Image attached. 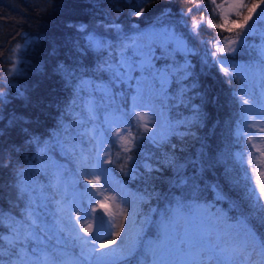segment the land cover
<instances>
[{
	"label": "trees",
	"instance_id": "1",
	"mask_svg": "<svg viewBox=\"0 0 264 264\" xmlns=\"http://www.w3.org/2000/svg\"><path fill=\"white\" fill-rule=\"evenodd\" d=\"M196 4L201 5L199 10H195ZM217 5L218 0L215 4L212 0H0V213L9 207L11 197H18L16 186L21 178L29 176L31 186L36 188L27 191L34 192L29 194L34 201L41 200V177L46 178L44 174L50 171L42 168L40 158L67 146L63 134L68 125L63 128L62 123H71L70 119L80 112L71 104L74 84L80 80L110 84L107 67L115 62L116 51L127 49L122 45H129L132 39L142 38L155 60H163L159 64L176 65L179 72L177 87H153L158 104L174 119L184 116L185 126L195 130L170 156L168 144L145 141L131 147L133 157L157 167L150 169L156 171L151 178H160L164 184L174 178L165 184L168 189L163 205H159L160 213L168 221L173 216L171 209H179L180 217L184 210H190V217L204 214L220 220L222 225H232L233 234L241 237L247 231L253 233L248 228L251 219L233 208L228 198L248 209L256 198L252 186L259 190L256 180L247 179L248 173L237 165L234 150L243 135V117L258 112H244L248 106L242 104L243 95L254 107L259 102L255 87L246 84V72L241 70L264 66V58L256 50V44L264 40V27L257 25L246 36L245 30L233 34ZM141 7L144 13L135 16ZM189 8L194 10L186 14ZM201 19L203 23L194 32L193 21ZM95 21L119 23L122 30H96L93 33L98 34L102 46H90L86 34ZM82 24L86 28L76 27ZM168 24L178 31L184 47L174 46L161 30L155 32ZM225 24L226 27H216ZM238 36L242 41L228 45L235 51H217ZM218 61L230 70L234 68L236 75L225 74ZM131 90L110 86L106 93L96 91L95 113L104 121L108 110L131 119ZM162 96L169 101L160 99ZM73 132L74 128L68 138H74ZM143 164L139 165L141 170L145 169ZM260 176L264 180V170ZM13 181L15 187L8 188ZM23 198L28 200V196ZM261 200L264 202V198ZM0 231H4L2 226ZM149 232L154 238L161 235L154 226L149 227ZM48 248L55 249L63 261L77 255L72 246L54 245V240ZM136 261L145 264V254L137 253Z\"/></svg>",
	"mask_w": 264,
	"mask_h": 264
},
{
	"label": "rangeland",
	"instance_id": "2",
	"mask_svg": "<svg viewBox=\"0 0 264 264\" xmlns=\"http://www.w3.org/2000/svg\"><path fill=\"white\" fill-rule=\"evenodd\" d=\"M218 1L219 5H222L220 6V11L223 12V20L224 22H229L230 27L233 28V34L242 32L250 24H253L251 20L247 25L244 24V18L249 15V8L253 5L257 6L252 13V16L256 18L260 14V9L264 7V0H261V2H259L260 0H243L246 7L239 9L240 15H237V9L229 7L236 0ZM90 24L93 29L90 30L89 34H86L89 44L90 41L99 42L98 34H94V31H117L121 27V24L111 22L95 21ZM76 27L84 29L86 25L82 24ZM160 30L164 38L171 39L174 46L184 47L185 42L172 25H165V27L157 29L155 32H160ZM133 41H135V46L116 51L115 62L110 65L112 69L119 70L121 73L120 77H115L113 71L107 67L111 87L132 89L128 94V99H131L130 105L133 108L131 116L133 117L129 119L119 113L108 110L105 113V121L95 113L96 118L94 121H89L85 117L82 123H77V116H74L70 119L71 123L67 124L68 121L62 123L63 128L68 125L64 129L63 134L65 137L64 143L66 142L67 146L46 157L42 155L39 161V163L44 165L42 168H48L50 174L48 173L49 177L48 174H44L47 176L46 178L41 177L42 198L41 200L34 201L33 209L41 227H44L48 235L53 237L51 241H45L48 247L53 245L54 240V245L63 244L72 246L74 251H76L77 255L74 256L73 260L65 261V264H91V260L84 259V256L81 255L82 252L84 255H88L92 247L99 248L101 243H107L111 239H115L119 243L121 237H123L127 241L128 237L125 236L124 232H121V237L109 235L106 239L97 240L94 245L89 244L85 248L82 242L75 238V234L71 232V228L74 226L79 231L80 236H93L95 235L97 226V221L93 217L97 215H102L104 220L110 224L124 225L125 230L129 234L134 235L137 230L143 228L141 235L145 249L149 246L150 242L158 243L157 238H154L149 232V227L154 226L157 233L160 232L161 234L162 223H169L171 225L169 231L173 238L177 236V233L183 238L185 231H187L191 237V242L196 244L200 243L201 237L204 238V243H207L209 234L211 235L212 242L215 243L217 235L223 236L226 232H234L232 225L228 227L224 224V226L220 220H215L210 216L203 214L199 218L190 217V210H184V215L180 217L177 215L179 209H169L173 213V216L169 217L168 221L160 213L161 209L159 205H163V199L168 189L165 184L171 183L174 181V178L171 177L165 184L160 178H151L153 175H156V171L150 169H157V167L154 164L148 163L144 165L143 158L133 157V154L130 152L132 150L131 147L135 144L139 146L141 142L145 141L161 145L168 144V152L167 150L166 152L170 156L174 153L173 149L180 148L195 134V130L185 126L187 120L184 116L174 119L161 104H158L157 100L159 97L156 96L153 89V87H177L176 81L179 75L177 66L159 64L163 60L156 61L152 54H150V65H146L144 63L146 59L144 53L148 51L150 46L142 38L132 39L129 45H132ZM256 50L264 58V40L256 44ZM121 61L126 62L123 67L120 66ZM261 66L250 71L241 70L242 72H246L243 77L246 84L255 87L256 90L254 91H256L258 96L257 102L264 101V66ZM243 94L247 95V92ZM243 96L245 99H248L245 95ZM134 97L137 98L135 103ZM160 99L169 101L164 96ZM144 104H148L150 107H144ZM135 112H146L148 114L150 119L145 122L148 123L150 132H146L143 127L138 126V124L144 122L137 121ZM125 121L127 123H124ZM94 126L97 132L103 131L104 148L100 152V159L104 160L103 167L108 170L107 182H105L104 175L99 171L96 172L95 176H99V180L95 182V185L89 183V180L95 179L93 175H82V173H89L91 171L90 168L83 166L84 161L82 157L95 156V141L91 139L88 131ZM72 128H74V132L72 133L73 139L68 138ZM118 129L119 135H123L130 141L129 143H125L124 140L119 138V135H117ZM125 129H131L132 136L138 139L132 141ZM107 131L110 132L111 137L108 136ZM240 131L243 132V135L239 137L238 144L234 150L235 161L237 165L242 167L243 172H247L248 176L251 177L250 181L256 180V183L259 181V184L257 183L259 187L260 184H264V180L260 176L264 170V116L259 111L244 116L240 125ZM249 137L252 139L249 140ZM97 139H100V137L97 136ZM139 139L142 141H139ZM171 139L175 141L170 143ZM84 145L87 146L83 147ZM125 148H128L129 151H124ZM118 155L121 158H118ZM128 157H131V159ZM249 159L252 160L251 164L248 163ZM109 160L112 163H109ZM90 163H94V159L90 160ZM140 164H143L145 169L141 170L139 168ZM117 174L120 176H117ZM171 175H173L172 172ZM47 178L49 179L46 180ZM13 184L14 181L7 184L9 185L8 188L15 187ZM16 187H24L27 190L30 188L35 190L36 188L31 186L29 176L25 177V179L21 178ZM89 192L93 194L91 201L88 198ZM28 193L34 194V192ZM121 193L125 197L124 200L121 199ZM112 197H115V199H112ZM221 197L225 198V195ZM17 198L11 197L9 207L3 213L4 217H6L4 224H10L12 221L19 222L23 219V214L29 201L27 198H23V200ZM57 201L63 203L65 208L63 213L58 212ZM228 201L245 218L251 219L248 220L251 224L248 228L254 233L255 237L257 235L258 239H264V212L262 213V209L259 207V204H264L263 200L260 199L258 202L255 198L248 209L245 206L239 207L237 204L232 203L233 200L231 198H228ZM73 204L76 207L72 208L69 213L68 209ZM241 204L245 205V202ZM85 208L89 215L85 220L76 223V213L82 212ZM166 209L165 212H168ZM124 210H126L130 219H126ZM133 211H135L134 216L132 215ZM69 215L72 217V224L68 223L67 217ZM58 217L63 219V225L66 229L64 232H60L57 229L56 221ZM81 224L85 227L91 225L92 231L84 232L81 229ZM177 225L179 228H177ZM1 226L3 227V225ZM117 231H121V229L119 227L111 229L113 233ZM254 231L257 232L255 233ZM100 235L103 236L104 233H100ZM160 236L162 239V234ZM112 247H115V245ZM100 251L105 252L107 249H100ZM141 253H144V250L138 252V254ZM116 264H124V262L117 260ZM207 264H212V262L208 261Z\"/></svg>",
	"mask_w": 264,
	"mask_h": 264
},
{
	"label": "snow or ice",
	"instance_id": "3",
	"mask_svg": "<svg viewBox=\"0 0 264 264\" xmlns=\"http://www.w3.org/2000/svg\"><path fill=\"white\" fill-rule=\"evenodd\" d=\"M212 3L215 4V0H212ZM201 7L200 4L194 6L195 10H199ZM220 7V5H217ZM231 8L237 9L236 14L240 15L239 9L246 7L243 0H236L232 5H229ZM256 5H253L249 8V15L244 18V24L247 25L251 20L253 24L245 30L244 35L246 36L252 28L259 25L264 27V7L260 9V14L258 17L254 18L252 13L256 9ZM193 8H189L186 14H189L193 11ZM145 9L141 7L138 11L134 13L135 16L139 17L144 13ZM203 23V20H194L192 24L193 31H197L200 25ZM210 23V22H209ZM227 25H216V27H226ZM239 41H242V37L238 36L237 40H229L225 43L224 47L217 48L218 52H229L235 51L234 48H230L229 44H234ZM90 45L96 47H101L102 43L97 41H90ZM130 46H135V41L132 42V45H122V48H127ZM20 46L17 45V48ZM151 48H148V51L144 53L146 65L151 63ZM212 56L216 55V52L211 53ZM220 63L222 71L230 76L236 75V71L233 68L230 70L223 66L222 61ZM125 61L120 62V66L123 67ZM15 65H13V68ZM104 67H101V71H104ZM109 70L113 71L115 77H120L121 73L118 69H112L109 66ZM58 71H65L62 68H58ZM110 84H95L90 81L80 80L74 84V98L71 101L72 105H75L80 109V112L77 113V123H82L86 117L89 121L95 120V112L98 107L95 97L96 91H104L105 93L109 90ZM134 103L136 97L133 98ZM242 99V104L247 105L248 107L244 109V112H252L254 110L259 111V113L264 116V101L259 102L258 107L253 106V102L248 99ZM79 100V104H77ZM144 107H150L148 104H144ZM135 110V109H134ZM135 116L138 122H144L138 124L139 127H143L146 132H150L148 121L150 117L146 112H135ZM124 123H127L126 121ZM91 139L95 141V156L94 157H82L84 161V167L90 168L89 173H82V175H93L94 180H89L90 184L95 185V182L99 180V176H95L96 172L99 171L105 177V182H107V169L103 167L104 160L100 159V152L104 148L103 140V131L97 132L96 127L88 130ZM128 132V135L131 137L132 141L137 140L138 138L132 136L131 129H125ZM119 135V129L117 131ZM97 136L100 139H97ZM121 140H124L125 143H129L123 135H119ZM252 138L249 137V140ZM124 151H129L128 148H125ZM131 159V157H128ZM94 159V163H90V160ZM109 163H112L109 160ZM171 163V161H170ZM248 163L251 164L252 160L249 159ZM123 170V169H122ZM126 174H128L126 172ZM251 179L250 176L246 177ZM259 184V181H257ZM18 198H23L28 196L29 203L26 206L25 212L23 214V219L19 222L12 221L10 224H4L6 217L0 213V225H3L4 231H0V264H65V261L58 258L55 254V249H49L45 241H51L53 237L48 235L44 227H41L36 213L33 209L34 200L32 196L29 195L28 191L24 187H18ZM35 191V190H33ZM86 191H88L86 189ZM252 194L256 197L257 201L261 198H264V184L259 185V190H256V186H252ZM89 201L93 199V194L89 192ZM107 199V197H105ZM115 199V197H112ZM121 199L124 200L125 197L121 193ZM58 205V212L63 213L65 211L64 205L61 201L56 202ZM76 205L73 204L71 208L68 209L70 213L72 208H75ZM261 209H264V204H259ZM94 211V210H93ZM126 219H130L126 210H124ZM89 215L87 209H83L82 212L76 213V223L85 220ZM132 215H135L133 211ZM97 221V226L95 229V235L93 236H80L79 231L73 226L71 232L75 234V238L82 242L85 248L89 244L94 245L97 240L106 239L107 236L111 235L113 237H121V232L125 233V236L128 237L127 241L121 237L119 243L115 239L108 240L107 243H101L99 248L92 247L88 255H84L82 252L81 255L84 256L85 260H91V264H116L117 260L123 261L124 264H137L136 257L137 253L141 250H144L145 254V264H207L208 261H211L212 264H264V239H257L253 233L247 231L246 234L241 237L239 233L233 234L232 232H226L223 236L217 235L215 238V243L212 242L211 235L208 236V242L204 243V238L201 237L200 243H192L191 237L185 231V235L181 238L178 233L175 238L169 231L171 225L169 223H162L161 225V234L162 239L158 236V243H149V246L145 249L144 241L141 233L143 228H140L135 232V234H129L125 230L124 225H114L106 222L102 215H97L93 217ZM68 223L72 224V217L69 215L67 217ZM57 229L60 232H64L66 229L63 225V219L59 218L56 221ZM113 227H119L121 231L115 233L111 232ZM231 227V226H229ZM177 228L179 226L177 225ZM81 229L84 232H91L92 226L88 225L85 227L81 224ZM100 233H104L103 236ZM115 245V247H112ZM186 248L188 249L186 251ZM100 249H107L105 252H101ZM151 259H148V257ZM94 257V259H93ZM111 257V258H109Z\"/></svg>",
	"mask_w": 264,
	"mask_h": 264
},
{
	"label": "water",
	"instance_id": "4",
	"mask_svg": "<svg viewBox=\"0 0 264 264\" xmlns=\"http://www.w3.org/2000/svg\"><path fill=\"white\" fill-rule=\"evenodd\" d=\"M137 26H133L132 28H136ZM122 30V27H120L117 31H114L113 33H119Z\"/></svg>",
	"mask_w": 264,
	"mask_h": 264
}]
</instances>
